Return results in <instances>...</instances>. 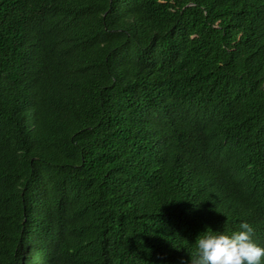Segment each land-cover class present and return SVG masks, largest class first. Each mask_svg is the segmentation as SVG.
Instances as JSON below:
<instances>
[{
    "label": "trees",
    "instance_id": "trees-1",
    "mask_svg": "<svg viewBox=\"0 0 264 264\" xmlns=\"http://www.w3.org/2000/svg\"><path fill=\"white\" fill-rule=\"evenodd\" d=\"M244 219L264 0H0V264H189Z\"/></svg>",
    "mask_w": 264,
    "mask_h": 264
},
{
    "label": "clouds",
    "instance_id": "clouds-1",
    "mask_svg": "<svg viewBox=\"0 0 264 264\" xmlns=\"http://www.w3.org/2000/svg\"><path fill=\"white\" fill-rule=\"evenodd\" d=\"M209 229L196 237L189 264H264V245L254 239L255 227L247 219L230 232Z\"/></svg>",
    "mask_w": 264,
    "mask_h": 264
}]
</instances>
